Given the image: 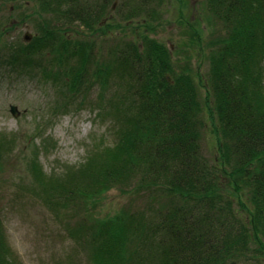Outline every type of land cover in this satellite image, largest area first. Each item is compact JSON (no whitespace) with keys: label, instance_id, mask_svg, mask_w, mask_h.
Masks as SVG:
<instances>
[{"label":"trees","instance_id":"16d2710c","mask_svg":"<svg viewBox=\"0 0 264 264\" xmlns=\"http://www.w3.org/2000/svg\"><path fill=\"white\" fill-rule=\"evenodd\" d=\"M25 1L34 5L28 15L37 17L35 35L28 43L0 44L13 69L62 85L52 107L94 82L102 90L110 78L125 85L127 104L112 106L111 143L97 144L60 175L44 170L38 152L28 162L43 204L59 217L61 208L75 210L65 233L81 243L90 263L264 264V0H206L208 21L221 34L207 46L205 77L188 66L175 70L166 44L152 36L161 17L148 5L152 0H121L131 20L124 25L107 18L117 11L112 0ZM77 21L92 34L69 37L65 29ZM128 29L130 38L115 35L105 60L88 67L95 34ZM43 49L51 54L46 62L39 58ZM208 126L212 159L202 152ZM13 139L0 134V169ZM115 187L142 194L150 214L124 207L94 217ZM0 264H21L1 221Z\"/></svg>","mask_w":264,"mask_h":264},{"label":"rangeland","instance_id":"374dc122","mask_svg":"<svg viewBox=\"0 0 264 264\" xmlns=\"http://www.w3.org/2000/svg\"><path fill=\"white\" fill-rule=\"evenodd\" d=\"M120 1L117 0L116 10L122 12ZM25 2L0 0L2 43H24L22 37L26 32L34 35L37 17L28 15L31 7ZM155 5L161 6V17L152 36L166 44L175 70L188 66L193 76L205 77L207 46L210 38L221 34L220 25H211L208 21L206 0H158ZM45 16L49 17L48 14ZM112 17L115 24L131 22L122 13L114 12ZM194 27L197 31L192 32ZM65 30L69 37H82L83 32L92 34L77 24ZM77 32L81 34L77 36ZM131 32L128 29L125 34L110 30L108 33L112 36L95 34V42L88 50L95 64L91 63L88 67L98 66L96 60H105L110 46L116 42L115 35L130 38ZM5 54L6 50L0 44V134L7 139L14 138L0 169V221L6 242L21 264H91L81 243L77 244L65 233V227L75 223L72 215L75 210L61 208L62 216L59 217L43 204L36 196V185L28 162L33 152H38V161L44 170L60 175L65 169L82 164L97 144L111 143L117 126L112 106L118 100L122 101V105L127 104V98L122 95L125 85L110 78L106 89L102 90L95 82L87 91L73 95L65 106L61 107V103L60 109L55 110L58 106L51 109L62 85H53L44 79L41 81L39 76L16 71L4 60ZM49 55V51L43 49L39 58L46 62ZM62 76L68 78L65 73ZM10 105L17 107V116L10 112ZM201 142L202 152L212 159L215 139L210 126ZM124 207L150 214L142 194H132L115 187L104 195L92 215L106 217ZM252 264L258 263L253 260Z\"/></svg>","mask_w":264,"mask_h":264},{"label":"flooded vegetation","instance_id":"af4514ba","mask_svg":"<svg viewBox=\"0 0 264 264\" xmlns=\"http://www.w3.org/2000/svg\"><path fill=\"white\" fill-rule=\"evenodd\" d=\"M121 3H122V1H120V6L122 7V9H123L124 11H126V10H127V7H126V6H123V5H121ZM115 4L117 5V1H116V3H115ZM116 8H117V7H116L115 5H114V6H111V10H112V11H114ZM116 12H119V11H116ZM120 13H121V12H120ZM117 14H118V13H117ZM112 15H113V14L111 13V14H110V15H109L107 18H108V19H109V18H111V17H112ZM107 18H104V20H103V21H104V22H106V19H107Z\"/></svg>","mask_w":264,"mask_h":264},{"label":"water","instance_id":"95a60500","mask_svg":"<svg viewBox=\"0 0 264 264\" xmlns=\"http://www.w3.org/2000/svg\"><path fill=\"white\" fill-rule=\"evenodd\" d=\"M29 35V34H28ZM25 40L29 39V36H27V34L24 36ZM10 111L13 115L17 116L19 114L17 108L15 106L10 107Z\"/></svg>","mask_w":264,"mask_h":264}]
</instances>
